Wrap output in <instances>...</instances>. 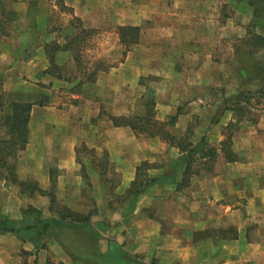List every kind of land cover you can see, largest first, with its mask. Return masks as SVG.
<instances>
[{"label":"crops","instance_id":"crops-1","mask_svg":"<svg viewBox=\"0 0 264 264\" xmlns=\"http://www.w3.org/2000/svg\"><path fill=\"white\" fill-rule=\"evenodd\" d=\"M33 1L39 2L35 24L44 25L46 0ZM70 2L74 15L88 26H116L124 51L114 67L59 101L53 95L69 81L48 71V35L31 55L0 43V80L9 70L14 79L18 72L34 86L30 96L49 98L33 105L29 141L17 156L18 179L34 180L38 189L24 191L2 178L0 170V222L24 219L29 206L40 210L43 219H57L53 197L65 208L91 215L103 252L117 242L128 254H142L147 261L139 256L141 260L155 264H264V115L259 121H237L227 105L207 101L214 87L226 85L223 45L233 50L232 41L244 36L250 51L264 52V41L254 43L255 37L264 40V0ZM31 30H36L34 25ZM128 32L135 34L128 37ZM149 90L154 118L166 122L172 135L188 134L195 145L206 137L224 156L212 173L201 171L182 185L186 163L176 145L159 135L138 134L129 125L116 126L110 119L144 116ZM238 93L235 88L228 95ZM230 121L236 127L231 158L222 153ZM239 141L250 150L245 162L235 157ZM81 147L95 154L80 155ZM115 173L120 178L114 187L122 197L119 203L108 186ZM84 193L92 206L81 201ZM201 232L211 234L194 237ZM0 264L89 263L74 260L53 238L37 249L33 242L2 231Z\"/></svg>","mask_w":264,"mask_h":264},{"label":"rangeland","instance_id":"rangeland-1","mask_svg":"<svg viewBox=\"0 0 264 264\" xmlns=\"http://www.w3.org/2000/svg\"><path fill=\"white\" fill-rule=\"evenodd\" d=\"M70 3V0H46L45 4L46 6L48 5L49 10L48 17L44 25H38L35 24L37 18L35 17L36 15L34 16V14H37L39 11H37V8L39 7L38 1L0 0V43L5 41L13 45L16 49L21 47V49L24 50L25 55H31L38 53L39 47L37 43H42V37L48 35L49 39L48 41H45L44 44H49L48 49L53 60V62H50L48 65V71L52 75L59 74L63 78L70 80L76 78V76L80 77L83 68L86 70V67H90V71L93 70L96 67V62L99 60H105V62H107L106 64L117 63L124 51V47H122L123 49L119 48L117 27L113 25L111 27L105 26L100 28L88 26L81 18V20L75 18L74 12H71L72 6ZM29 15L32 16L30 17ZM32 25H34L36 30L29 31V28ZM38 30H40V34H38ZM127 35L128 37L132 36L129 33ZM234 41L236 48L233 46V50H230L223 45V49L220 52V56L223 58L222 60H224L222 69L226 80H223V82L226 85L223 87H214L212 89V95L207 98V101L213 105H228L227 100L231 97L228 94L237 88L240 92H247L246 94L249 95L250 99L248 103L240 104L242 110L234 112L235 117L239 114L243 116V120L259 121L261 120L260 118L262 115H264V52L261 51L256 53L250 51L251 49L248 48V42L244 36L237 40L234 39L232 42ZM58 44L60 47H57ZM66 45L69 47H64ZM46 55L48 59H50L48 51ZM99 72L101 71H98V73ZM16 74L17 77L14 79L15 74L13 75L12 71L9 70L4 73L3 78L0 80L2 82L0 84L2 92L6 94L15 91L19 93L16 95L17 98H30V95L27 96L30 92L29 88L34 87L30 83L31 80L26 77H20L18 72ZM11 78L14 80H10ZM68 83L69 85L65 90L53 95L55 100L61 101L62 99L68 98L72 94L71 91L75 92L77 82L71 81ZM83 83L79 84L81 86L76 87H79L82 90L87 82ZM73 84L75 85L73 86ZM10 87L15 89L10 90ZM149 92L150 93L147 95L150 97H147L145 102H148V105L150 106H147L154 110L152 102L150 101L153 92L151 90H149ZM37 95L39 94L36 93L35 96L32 95L31 99H38L36 97ZM105 112H107V107ZM212 115L213 111H210L207 116L211 118ZM235 128V125H233L230 127L229 131L234 132ZM3 133V129L1 128L0 137L4 135ZM238 144L240 152H237V156L235 157L240 161H244L250 155V150H247L246 147L241 148V141H239ZM228 150H230V148H224L222 153L224 154ZM79 151L80 155L95 154V151L90 150L87 147H81ZM220 156L224 158L222 154L220 155L218 153L217 159L212 165L210 171L203 170L202 172L205 171L207 174L212 173L215 169L216 163H222ZM9 160L15 163L17 168L18 158H10ZM144 167L146 168V166ZM194 167L196 168V165H194ZM119 179L120 178L116 173L108 178L111 198L115 203H119L122 199L121 196L114 193V187L119 182ZM83 200H85L84 202L86 204L90 206L93 205L88 198L87 193L83 194L81 201ZM63 206L64 205H61V203L56 200L53 208L55 209L56 207V209H61ZM171 208H174V206H171ZM193 228L194 227L191 226L190 229L193 230ZM208 234L210 235L211 233H195L194 237H204ZM138 255L142 256L143 260L146 259V256L142 254Z\"/></svg>","mask_w":264,"mask_h":264},{"label":"trees","instance_id":"trees-1","mask_svg":"<svg viewBox=\"0 0 264 264\" xmlns=\"http://www.w3.org/2000/svg\"><path fill=\"white\" fill-rule=\"evenodd\" d=\"M73 13V9L71 8ZM76 19L81 20L75 16ZM134 30V29H133ZM132 36L135 33H131ZM127 33V34H128ZM126 34V35H127ZM128 36V35H127ZM264 41L260 36L255 37V44H262ZM57 47H60L59 44ZM69 47V46H64ZM49 44L46 45V49ZM48 55L50 62H53L52 55L49 49ZM96 67L90 71V67L82 70L81 76H76L74 79L63 78L59 74L56 77L65 79L69 82L76 81V86H81L83 82H90L95 80L98 71L107 70L113 64H106L105 60L96 62ZM2 82L0 81V84ZM84 84V83H83ZM75 86V92L81 91V88ZM247 93V92H246ZM240 92L238 95L230 97L227 102L228 105L225 109L233 110L235 112L241 111V103L249 102V95ZM19 94L9 93L5 94L1 90L0 85V129H3L4 135L0 138V170L1 177L11 182L17 183L25 190L35 191L38 189L35 181L22 182L18 179L16 173V166L11 159L18 156L19 152L23 150L29 141L28 122L30 119V112L35 103H44L48 101L45 95H37L39 99H20L16 95ZM29 96V94L27 95ZM150 106V105H148ZM116 126L129 125L138 134H147L150 136L159 135L167 142L176 145L181 153V160L186 163V171L182 178V185L188 183V179L198 174L203 170L210 171L212 165L217 159V147L211 146L207 142V138L203 137L202 141L195 145L186 134L182 137H176L167 130V123L156 120L154 118L153 109L148 107L147 113L142 116H109ZM243 116L237 115V121H240ZM171 122H174L172 118ZM234 125V121H230L229 127ZM230 135L223 142L224 148L229 149L231 146V138L233 132L229 131ZM229 147V148H228ZM223 148V150H224ZM229 158L232 153L230 150L225 152ZM9 157V158H8ZM196 165V168L194 167ZM205 172V171H204ZM146 182V178H145ZM141 182V184L145 183ZM180 184V185H181ZM135 192V191H134ZM132 191V193H134ZM52 203L54 198L52 197ZM59 218L43 219L41 218V211L37 208L29 206L24 211V219L11 220L5 219L0 222V232L14 233L25 241H31L36 245V248H44L50 239H55L66 249L74 260H78L89 264H155L154 261L143 262L137 255H131L124 251L122 246L117 242H112L109 249L103 252L100 249L101 234L92 225L91 215L83 214L71 209L62 207L58 211Z\"/></svg>","mask_w":264,"mask_h":264}]
</instances>
